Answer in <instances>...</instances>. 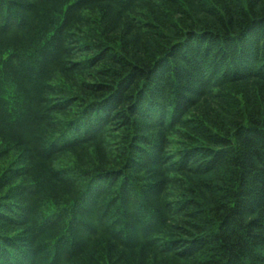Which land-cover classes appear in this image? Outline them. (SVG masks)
Masks as SVG:
<instances>
[{
  "label": "trees",
  "instance_id": "1",
  "mask_svg": "<svg viewBox=\"0 0 264 264\" xmlns=\"http://www.w3.org/2000/svg\"><path fill=\"white\" fill-rule=\"evenodd\" d=\"M0 264H264V0H0Z\"/></svg>",
  "mask_w": 264,
  "mask_h": 264
},
{
  "label": "rangeland",
  "instance_id": "2",
  "mask_svg": "<svg viewBox=\"0 0 264 264\" xmlns=\"http://www.w3.org/2000/svg\"><path fill=\"white\" fill-rule=\"evenodd\" d=\"M141 18H143V17H141ZM7 88L10 89V85H7ZM233 99H237V97H236L235 94H234V96H233ZM173 148H174V147H173ZM173 148L171 147V149H173ZM70 162H71V160H70L69 157H63V158H61V159L56 163V166H57V167H60V166H71L72 163H70ZM49 214H50V211H49Z\"/></svg>",
  "mask_w": 264,
  "mask_h": 264
}]
</instances>
